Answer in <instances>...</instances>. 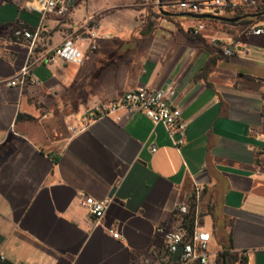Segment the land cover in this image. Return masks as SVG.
I'll return each mask as SVG.
<instances>
[{"label":"crops","instance_id":"crops-1","mask_svg":"<svg viewBox=\"0 0 264 264\" xmlns=\"http://www.w3.org/2000/svg\"><path fill=\"white\" fill-rule=\"evenodd\" d=\"M66 1L57 17L29 10L27 0H0V257L155 264L156 228L172 229L175 206L201 187L204 228L212 234L215 207L232 252L264 264V35L215 24L206 34L233 55L218 50L205 72L211 54L184 33L198 22L167 30L171 19L155 15L156 0ZM93 15L95 51L79 43L81 62L42 58ZM27 65L24 85L2 83ZM141 87L164 90L180 109L181 146L142 112L91 120L97 104ZM83 195L110 201L100 220ZM211 248L219 250L213 234Z\"/></svg>","mask_w":264,"mask_h":264},{"label":"built area","instance_id":"built-area-1","mask_svg":"<svg viewBox=\"0 0 264 264\" xmlns=\"http://www.w3.org/2000/svg\"><path fill=\"white\" fill-rule=\"evenodd\" d=\"M163 10L181 14H211L226 16L228 12L237 9L252 11L258 8L262 0H160ZM155 7L159 12L158 0L155 1ZM27 8L39 13L41 16L51 14L57 17L64 16L67 9L66 0H27ZM160 13V12H159ZM99 15L91 16L86 23L80 26L76 31L67 34L62 41L48 54L43 56L49 63L59 60L66 62H81L83 51L78 47L83 43L91 51L97 49V40L100 39L98 33ZM208 29L202 20H198L195 26L189 28L191 35H205L208 43L219 49L223 56L233 55V50L225 41L215 36L207 35ZM242 35L260 36L264 35V20L249 25L238 31ZM27 38L31 36L29 32L23 33ZM30 66L27 65L21 69L19 75L13 80L2 81L6 86H22L30 78ZM125 112L131 114L142 112L154 124H162L172 143L179 147L184 143V135L187 128L186 123L181 117L179 108L173 107L164 90L152 91L141 87L129 90L124 94L109 101L97 104L89 114L91 120L96 118L109 117L116 121L121 119L119 113ZM83 122V121H81ZM89 121H84L82 127L87 126ZM71 130H75L71 128ZM178 135V138L175 136ZM151 151H155L152 147ZM203 189L196 187L194 196L188 200L179 203L174 208L175 225L172 229H166L158 226L155 232L161 237V248L158 260L155 264H213V259L217 254L211 248L212 234L204 228L201 212V193ZM109 200L99 201L93 197L83 195L81 205L98 221L108 208ZM191 214L192 226L187 227V219ZM113 238H118L119 233L116 230L109 229ZM178 246H182V251L176 261L172 260L173 254ZM4 261L0 257V262Z\"/></svg>","mask_w":264,"mask_h":264},{"label":"trees","instance_id":"trees-1","mask_svg":"<svg viewBox=\"0 0 264 264\" xmlns=\"http://www.w3.org/2000/svg\"><path fill=\"white\" fill-rule=\"evenodd\" d=\"M261 11H264V0L261 1L260 5L255 10L245 11L243 9H237L235 11L228 12L226 14L227 17H234V18L243 17L235 23H226V22H221V21H216V20H202V22L205 23L209 31L214 28L215 24H221L224 27H232L234 28V30L238 32L249 25H253V24H256L264 20V15L257 16L255 18H250L249 16H247L249 14L258 13ZM155 15L157 17H164L167 19H172V17L162 16L157 11L155 12ZM153 25H154V22L148 21L146 23L144 32L150 31ZM184 33L193 40H197V39L201 40V42L203 43L202 46L211 54L209 58V62L205 68V72H206L207 70H209L210 66H212L215 63L217 57L214 56V53L218 52L219 49L207 43L206 40L203 38L202 34L191 35L187 31H184ZM207 214H210L212 216V220H213L212 234L214 235L216 239V243L219 246V251L216 256L215 264H233L235 260H239L242 263H245V259L242 256L236 257V255L232 252L233 247L231 245L230 236L227 233V231L224 229V224L219 221V214H218V211L215 210V207L209 208ZM191 217L192 216L190 214L187 219L188 228L192 226ZM0 264H11V263L4 260L0 262Z\"/></svg>","mask_w":264,"mask_h":264},{"label":"water","instance_id":"water-1","mask_svg":"<svg viewBox=\"0 0 264 264\" xmlns=\"http://www.w3.org/2000/svg\"><path fill=\"white\" fill-rule=\"evenodd\" d=\"M159 3V12L162 16L165 17H174V16H187L189 18H192L194 20H216V21H221V22H226V23H235L239 21L241 18H234V17H227V16H221V15H211V14H190V13H181V14H175V13H170L162 9L161 7V1L158 0ZM264 15V11L258 12V13H252L247 16L250 18H255L257 16ZM182 251V246H178L176 252L172 256V260L176 261L178 259V255Z\"/></svg>","mask_w":264,"mask_h":264},{"label":"rangeland","instance_id":"rangeland-1","mask_svg":"<svg viewBox=\"0 0 264 264\" xmlns=\"http://www.w3.org/2000/svg\"><path fill=\"white\" fill-rule=\"evenodd\" d=\"M197 22L198 21H196L192 18H189L187 16H174V17H172L171 22L169 23V26L163 25V27H165L167 30H174V25H173L174 23L185 24V27H186L187 25H193ZM206 41L208 43V40H206ZM218 251L219 250H217V248H214V252H218ZM217 254L215 255V257L213 259V264H215ZM236 257H238V256H236ZM233 264H245V263H242L239 260H235Z\"/></svg>","mask_w":264,"mask_h":264}]
</instances>
